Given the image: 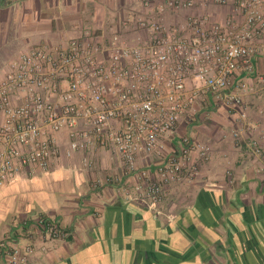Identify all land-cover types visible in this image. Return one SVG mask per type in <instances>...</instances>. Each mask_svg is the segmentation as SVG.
<instances>
[{"label": "crops", "instance_id": "0c3cea01", "mask_svg": "<svg viewBox=\"0 0 264 264\" xmlns=\"http://www.w3.org/2000/svg\"><path fill=\"white\" fill-rule=\"evenodd\" d=\"M202 12L217 22L232 7ZM147 13L137 0H0V75L39 44L89 36L108 44L114 35L134 44L136 19ZM187 14L165 21L181 23ZM258 47L254 72L235 80L242 105L226 109L203 97L167 141V153L182 135L210 147L193 180L164 185L153 204L107 150H95V169L83 168L80 152L61 155L49 171L0 189V241L32 247L28 264H264V167L247 147L250 140L264 147V39ZM57 138L66 150V133ZM150 165L141 159L138 168L153 171ZM40 217L65 236L41 232Z\"/></svg>", "mask_w": 264, "mask_h": 264}, {"label": "built area", "instance_id": "2783aa9c", "mask_svg": "<svg viewBox=\"0 0 264 264\" xmlns=\"http://www.w3.org/2000/svg\"><path fill=\"white\" fill-rule=\"evenodd\" d=\"M137 1L148 13L136 19L134 44L118 35L108 44L91 36L68 39L30 47L6 65L0 75V189L49 171L61 155L80 152L83 168L95 169L93 154L103 149L118 158L125 175L137 176L134 191L157 204L164 185L193 180L209 161L204 143L182 135L167 153V141L203 97L226 109L242 105L235 80L254 72L264 0ZM209 5L231 6L232 14L211 22L202 12ZM183 11V22L165 21ZM62 133L66 150L57 138ZM247 147L264 167V147L257 140ZM141 159L154 170L139 169ZM35 225L49 238L65 236L48 219L37 218ZM32 253L30 246L0 241V264H28Z\"/></svg>", "mask_w": 264, "mask_h": 264}]
</instances>
